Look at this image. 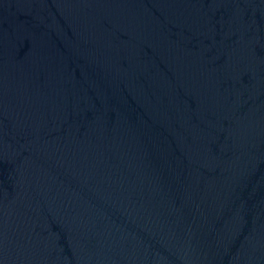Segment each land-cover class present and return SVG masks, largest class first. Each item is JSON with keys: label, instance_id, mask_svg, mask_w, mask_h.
<instances>
[{"label": "water", "instance_id": "water-1", "mask_svg": "<svg viewBox=\"0 0 264 264\" xmlns=\"http://www.w3.org/2000/svg\"><path fill=\"white\" fill-rule=\"evenodd\" d=\"M0 264H264V0H0Z\"/></svg>", "mask_w": 264, "mask_h": 264}]
</instances>
